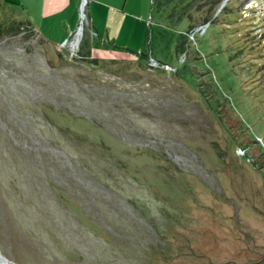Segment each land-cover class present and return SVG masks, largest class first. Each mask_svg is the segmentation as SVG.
<instances>
[{"label":"rangeland","instance_id":"rangeland-1","mask_svg":"<svg viewBox=\"0 0 264 264\" xmlns=\"http://www.w3.org/2000/svg\"><path fill=\"white\" fill-rule=\"evenodd\" d=\"M81 2L0 0V264H264V0Z\"/></svg>","mask_w":264,"mask_h":264},{"label":"crops","instance_id":"crops-1","mask_svg":"<svg viewBox=\"0 0 264 264\" xmlns=\"http://www.w3.org/2000/svg\"><path fill=\"white\" fill-rule=\"evenodd\" d=\"M79 3L80 0H40V7L42 9V14L44 16L47 14L62 15L63 13H65L67 9L74 12L77 11V8L79 7ZM113 13L114 12H111V15L108 19V26L109 28L111 27V29L113 28L117 29L116 27L118 21H116V18H114ZM113 36L115 37L114 34L112 35V37Z\"/></svg>","mask_w":264,"mask_h":264},{"label":"water","instance_id":"water-1","mask_svg":"<svg viewBox=\"0 0 264 264\" xmlns=\"http://www.w3.org/2000/svg\"><path fill=\"white\" fill-rule=\"evenodd\" d=\"M209 23H205V24H202L200 25L199 27H197L198 30H203L205 28V26H207ZM204 31V30H203ZM3 260L7 261L5 258H3L2 256H0Z\"/></svg>","mask_w":264,"mask_h":264},{"label":"built area","instance_id":"built-area-1","mask_svg":"<svg viewBox=\"0 0 264 264\" xmlns=\"http://www.w3.org/2000/svg\"><path fill=\"white\" fill-rule=\"evenodd\" d=\"M85 4H87V0H82V2H81V8H83Z\"/></svg>","mask_w":264,"mask_h":264},{"label":"bare ground","instance_id":"bare-ground-1","mask_svg":"<svg viewBox=\"0 0 264 264\" xmlns=\"http://www.w3.org/2000/svg\"><path fill=\"white\" fill-rule=\"evenodd\" d=\"M79 31H80V29H79ZM77 44H78V43L76 42L74 47H76V46H77Z\"/></svg>","mask_w":264,"mask_h":264}]
</instances>
